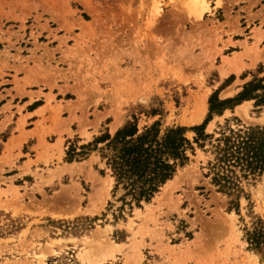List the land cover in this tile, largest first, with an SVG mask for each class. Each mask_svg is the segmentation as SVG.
Instances as JSON below:
<instances>
[{"label":"rangeland","instance_id":"rangeland-1","mask_svg":"<svg viewBox=\"0 0 264 264\" xmlns=\"http://www.w3.org/2000/svg\"><path fill=\"white\" fill-rule=\"evenodd\" d=\"M194 1L0 0V264H264V173L229 210L193 144L129 207L97 150L66 158L133 116L192 140L213 92L264 78V0H204L199 16ZM255 125L250 99L205 133Z\"/></svg>","mask_w":264,"mask_h":264},{"label":"trees","instance_id":"trees-1","mask_svg":"<svg viewBox=\"0 0 264 264\" xmlns=\"http://www.w3.org/2000/svg\"><path fill=\"white\" fill-rule=\"evenodd\" d=\"M260 90V93L256 91ZM254 100V106H264V78H254L232 98L219 99L218 90L208 99V113L204 121L191 130L173 126L162 129L159 121L139 127L137 117L126 121L112 135L105 133L79 151L70 145L68 161L84 158L97 150L105 169L113 178L112 196L118 191L124 205L148 202L175 172L189 161L194 145L202 148L208 157L203 176L217 192L228 197V209L237 210L239 198L244 195L242 182L254 180L264 173V126H243L221 130L217 137L205 133V126L214 114L221 115L244 100ZM156 110L150 113L155 115ZM98 143H103L98 147ZM206 144L209 145L205 148ZM103 172V171H101ZM253 243L258 244L254 239ZM47 264H53L51 262Z\"/></svg>","mask_w":264,"mask_h":264},{"label":"bare ground","instance_id":"bare-ground-1","mask_svg":"<svg viewBox=\"0 0 264 264\" xmlns=\"http://www.w3.org/2000/svg\"><path fill=\"white\" fill-rule=\"evenodd\" d=\"M203 2H204V0H200V1L197 0V1H194V2L192 3L193 5H192L191 10L194 12V13H193L194 15H195V13H196V15H198V16L200 15L201 12H198V11H197V9H198L197 7H199V4H200V3L203 4ZM189 9H190V8H189ZM189 11H190V10H189ZM190 12H191V11H190ZM154 14H155V13H154ZM152 15H153V14H152ZM151 17H152V16H151ZM153 17H155V15H154ZM153 17H152V18H153ZM153 19H154V18H153ZM151 21H152V20H151ZM150 24H152V22H151ZM202 102H203V101H202ZM200 103H201V102H200ZM200 103H199V104H200ZM202 105H203V104H202ZM202 105H201V106H202ZM204 105H205V104H204ZM204 105H203V106H204ZM198 106H199V105H198ZM199 107H200V106H199ZM200 110H202V108H201ZM198 114H199V113H198ZM201 114H202V113H201ZM110 181L112 182V179H110ZM169 181H170V180H169ZM167 182H168V181H167ZM165 185H166V184H165Z\"/></svg>","mask_w":264,"mask_h":264}]
</instances>
